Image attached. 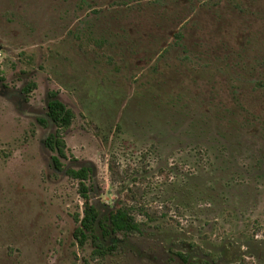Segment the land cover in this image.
<instances>
[{
  "label": "rangeland",
  "instance_id": "1",
  "mask_svg": "<svg viewBox=\"0 0 264 264\" xmlns=\"http://www.w3.org/2000/svg\"><path fill=\"white\" fill-rule=\"evenodd\" d=\"M83 165L104 212L145 178L105 256L75 237ZM87 262L264 264V0H0V264Z\"/></svg>",
  "mask_w": 264,
  "mask_h": 264
},
{
  "label": "trees",
  "instance_id": "2",
  "mask_svg": "<svg viewBox=\"0 0 264 264\" xmlns=\"http://www.w3.org/2000/svg\"><path fill=\"white\" fill-rule=\"evenodd\" d=\"M26 90L28 92L30 87H27ZM73 118V111L58 97V92L50 91L47 113L45 116L39 117L38 121L46 126H56V131L50 132L45 142L48 148L56 152L52 156V163L58 170H63L61 157L66 156V143L62 131L72 124ZM92 170V167L88 165L66 170L72 178L79 181V192L84 199L83 213L77 216L79 226L75 231V237L80 245H85L87 240L91 239L95 246L94 254L105 256L118 247L117 235L128 236L141 231V222L133 213L129 201L143 204L146 193L142 183L145 178L140 173L135 174L132 178V186L127 188L126 199H118L117 204L110 211L104 212L92 199V189L87 182ZM110 172L113 178L118 173L116 163L113 161L110 163ZM112 236L115 239L111 238ZM178 255L186 263L189 262L191 254L189 256L188 253L179 252Z\"/></svg>",
  "mask_w": 264,
  "mask_h": 264
},
{
  "label": "flooded vegetation",
  "instance_id": "3",
  "mask_svg": "<svg viewBox=\"0 0 264 264\" xmlns=\"http://www.w3.org/2000/svg\"><path fill=\"white\" fill-rule=\"evenodd\" d=\"M48 101H49V99H48ZM43 117V116H42ZM48 136V135H47ZM47 138V137H46ZM46 138H45V140L44 141H46ZM45 144H46V142H45ZM47 146V145H46ZM89 166V165H88ZM93 169V168H92ZM93 171V170H92Z\"/></svg>",
  "mask_w": 264,
  "mask_h": 264
}]
</instances>
